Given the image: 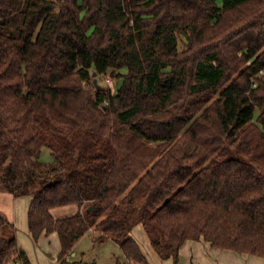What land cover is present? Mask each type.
<instances>
[{
	"label": "trees",
	"instance_id": "obj_1",
	"mask_svg": "<svg viewBox=\"0 0 264 264\" xmlns=\"http://www.w3.org/2000/svg\"><path fill=\"white\" fill-rule=\"evenodd\" d=\"M0 193L58 264L87 234L147 264L139 224L173 264L200 239L264 258V0H0ZM0 264H30L2 214Z\"/></svg>",
	"mask_w": 264,
	"mask_h": 264
},
{
	"label": "crops",
	"instance_id": "obj_2",
	"mask_svg": "<svg viewBox=\"0 0 264 264\" xmlns=\"http://www.w3.org/2000/svg\"><path fill=\"white\" fill-rule=\"evenodd\" d=\"M32 198L13 197L0 193V214L4 215L16 229V239L20 248L25 252L30 264H58L57 256L60 252V240L57 233L42 234L34 242L28 228V208ZM79 211L76 205H67L51 210L55 219H63L75 215ZM131 236L138 244L147 264H173L172 259L162 260L153 249L144 227L139 224L131 231ZM93 243L89 234L79 239L71 254L70 261H80L81 264H142L123 260L121 251L111 241H106L97 248L94 256L87 258ZM89 247V249H86ZM110 250V251H109ZM179 264H264V258L241 254L235 251L218 250L211 247L203 239L188 240L179 250ZM117 261L113 263L114 259Z\"/></svg>",
	"mask_w": 264,
	"mask_h": 264
},
{
	"label": "rangeland",
	"instance_id": "obj_3",
	"mask_svg": "<svg viewBox=\"0 0 264 264\" xmlns=\"http://www.w3.org/2000/svg\"><path fill=\"white\" fill-rule=\"evenodd\" d=\"M185 42H186L185 38L180 37L179 43H178L179 50H183L184 49ZM97 84L100 85L104 89L110 90L111 92H113L114 89H115V79L111 78L108 75H106V76H99L98 77V80H97ZM91 86L92 85L90 84L89 87H91ZM95 248H97V247L92 246V248H90V250H89V252H88V254L86 256L87 258H90V257L94 256L95 251H96ZM86 249H89V247H87ZM124 260L125 259L120 260V261H124ZM116 261H117V258L114 259L113 263H115Z\"/></svg>",
	"mask_w": 264,
	"mask_h": 264
},
{
	"label": "water",
	"instance_id": "obj_4",
	"mask_svg": "<svg viewBox=\"0 0 264 264\" xmlns=\"http://www.w3.org/2000/svg\"><path fill=\"white\" fill-rule=\"evenodd\" d=\"M93 75L95 76L96 74L94 73ZM94 84H95L96 88H98V84H97V80L96 79H94ZM88 210L91 211L92 208H89Z\"/></svg>",
	"mask_w": 264,
	"mask_h": 264
}]
</instances>
